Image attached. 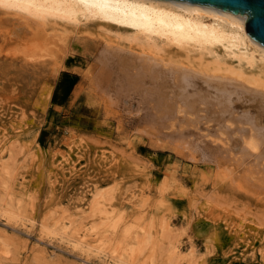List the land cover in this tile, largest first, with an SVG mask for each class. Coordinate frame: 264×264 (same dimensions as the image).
<instances>
[{
  "label": "rangeland",
  "instance_id": "rangeland-1",
  "mask_svg": "<svg viewBox=\"0 0 264 264\" xmlns=\"http://www.w3.org/2000/svg\"><path fill=\"white\" fill-rule=\"evenodd\" d=\"M82 26L0 12V264H264V147L242 158L249 125L226 137L208 111L177 113L121 32ZM107 43L122 53L103 58ZM258 97L234 110L264 128ZM65 234H87L97 255Z\"/></svg>",
  "mask_w": 264,
  "mask_h": 264
},
{
  "label": "bare ground",
  "instance_id": "bare-ground-1",
  "mask_svg": "<svg viewBox=\"0 0 264 264\" xmlns=\"http://www.w3.org/2000/svg\"><path fill=\"white\" fill-rule=\"evenodd\" d=\"M0 12L12 14L41 28L51 23L54 26L62 24L76 28L94 23L106 32H112V29L121 32L116 34V38L128 43L130 51L135 47L139 50L137 53L125 52L132 56V66L138 69V74L167 86L170 90L168 93L172 95L169 98L180 107L177 113L197 114L208 111L216 125L220 126V134L224 136L233 128L245 133L242 126L249 125L248 134L241 140L242 158L263 159L258 156L264 147L262 123L252 120L254 118L246 114L243 115L245 118H237L235 112L239 108L235 107V102L241 101L247 94L251 97L264 96V47L247 35L245 17L165 0H0ZM34 37L38 38V35ZM42 45H38L37 49L41 50ZM107 45L109 47L105 48L104 54L101 53L103 58L115 51L117 55L122 53V47L117 49L112 44ZM172 46L185 51L188 65L177 61L166 62L162 58L164 49H171ZM110 48L114 52L108 51ZM219 49L222 50L221 55ZM193 59L198 62L195 63ZM258 63L263 67L255 74L253 71ZM221 137H218V141L224 143L226 138L222 141ZM3 211L9 216H17L10 208H4ZM60 237L80 254L87 257L97 255L89 245L87 234L84 237L78 234ZM103 258L114 264H132L113 256L106 255Z\"/></svg>",
  "mask_w": 264,
  "mask_h": 264
},
{
  "label": "water",
  "instance_id": "water-1",
  "mask_svg": "<svg viewBox=\"0 0 264 264\" xmlns=\"http://www.w3.org/2000/svg\"><path fill=\"white\" fill-rule=\"evenodd\" d=\"M243 16L247 35L264 47V0H165Z\"/></svg>",
  "mask_w": 264,
  "mask_h": 264
}]
</instances>
